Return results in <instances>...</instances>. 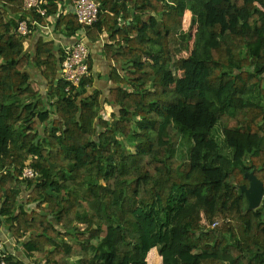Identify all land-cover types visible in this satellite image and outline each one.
<instances>
[{
	"label": "trees",
	"instance_id": "obj_1",
	"mask_svg": "<svg viewBox=\"0 0 264 264\" xmlns=\"http://www.w3.org/2000/svg\"><path fill=\"white\" fill-rule=\"evenodd\" d=\"M75 1L48 0V20L0 0V226L35 264H161L155 248L163 264H264V200L251 209L242 189L250 172L264 183V0H96L92 27ZM22 20L40 25L22 36ZM50 24L89 47L108 37L109 119L91 56L66 90ZM188 52L203 91L177 87Z\"/></svg>",
	"mask_w": 264,
	"mask_h": 264
},
{
	"label": "built area",
	"instance_id": "obj_2",
	"mask_svg": "<svg viewBox=\"0 0 264 264\" xmlns=\"http://www.w3.org/2000/svg\"><path fill=\"white\" fill-rule=\"evenodd\" d=\"M47 4L48 0H23L24 9L34 10L51 20L46 8ZM73 10L82 25L92 27L99 21L101 4L96 0H77ZM39 25L35 20L32 25L27 20H22L16 31L22 36H28L32 28ZM73 38V42L63 49V60L60 67L61 77L70 83V86L66 88L68 92L71 86H79L84 77L91 75L89 64L91 50L86 31L78 33ZM39 176L40 173L30 166L25 167L23 171L24 179H35ZM11 255L6 242L0 239V264H10Z\"/></svg>",
	"mask_w": 264,
	"mask_h": 264
},
{
	"label": "crops",
	"instance_id": "obj_3",
	"mask_svg": "<svg viewBox=\"0 0 264 264\" xmlns=\"http://www.w3.org/2000/svg\"><path fill=\"white\" fill-rule=\"evenodd\" d=\"M46 27H50L44 28L45 30L43 29L45 35H47L46 37H48L46 39H56L57 47L59 50L63 51V49L67 45L73 42V37H64L62 34H56L54 30V25L50 24ZM107 40V36H102L99 41L95 43L90 42L91 62L93 65L91 76L94 78V85L92 88H90V91L91 93H93L94 91H100L99 98H102V104L104 102L107 107H110V105L105 102V98L108 95V91L113 85L112 82L108 80V74L110 73L112 63L107 61L103 55V46ZM37 76L39 77L38 74ZM0 239L6 242L7 249L14 257H16V259L24 261L26 264H35L36 260L40 258V255L37 254H35L32 258H28L24 252L23 243L18 242L16 239L10 237L8 230L4 226H0Z\"/></svg>",
	"mask_w": 264,
	"mask_h": 264
},
{
	"label": "rangeland",
	"instance_id": "obj_4",
	"mask_svg": "<svg viewBox=\"0 0 264 264\" xmlns=\"http://www.w3.org/2000/svg\"><path fill=\"white\" fill-rule=\"evenodd\" d=\"M196 31H197V27L191 25L190 17L185 18L182 33H188L189 32L191 34L192 38H191L190 42H191L192 47L194 45L193 44L194 43V35H195ZM190 54H191L190 52L184 54V56L186 57V63H185L183 70H180L178 72V74L181 76V80L177 84V87L182 92H190L192 90H198V91L202 90L203 91V83H202L203 67H202V64L197 63V62H193L190 58ZM35 73H36L35 71H32V78L33 79H31V80L33 82L34 87L36 89H44L45 90L46 89L45 82H43L42 78L40 76L38 77L37 74H35ZM101 100H102V98H101ZM101 109L102 110H101L100 114H101L102 119L103 120L109 119L111 117L112 112H113L112 108L109 106L107 107V105L103 102ZM101 127L106 128L107 124L103 123ZM101 127H98V129H100ZM214 135H215L216 140L221 144L222 148L225 149L226 148L225 138H224L221 130L218 127H216V129H215ZM153 250H155L156 253L155 252L154 253L160 258L159 260H160L161 264H163L162 257L159 255L158 250L157 249H153ZM149 257H150V253L147 257L148 264H150Z\"/></svg>",
	"mask_w": 264,
	"mask_h": 264
},
{
	"label": "water",
	"instance_id": "obj_5",
	"mask_svg": "<svg viewBox=\"0 0 264 264\" xmlns=\"http://www.w3.org/2000/svg\"><path fill=\"white\" fill-rule=\"evenodd\" d=\"M246 177L250 181L249 186H242L249 200L251 209H257L261 206L264 200V183L253 173H247ZM52 190L50 189L49 192Z\"/></svg>",
	"mask_w": 264,
	"mask_h": 264
}]
</instances>
